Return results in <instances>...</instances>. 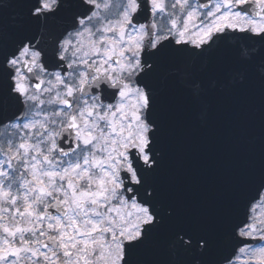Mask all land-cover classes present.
I'll list each match as a JSON object with an SVG mask.
<instances>
[{
    "label": "snow or ice",
    "instance_id": "1",
    "mask_svg": "<svg viewBox=\"0 0 264 264\" xmlns=\"http://www.w3.org/2000/svg\"><path fill=\"white\" fill-rule=\"evenodd\" d=\"M211 99L192 208L164 179ZM0 264H264V0H0Z\"/></svg>",
    "mask_w": 264,
    "mask_h": 264
},
{
    "label": "water",
    "instance_id": "2",
    "mask_svg": "<svg viewBox=\"0 0 264 264\" xmlns=\"http://www.w3.org/2000/svg\"><path fill=\"white\" fill-rule=\"evenodd\" d=\"M227 103L211 99L206 121L187 124L170 145L164 183L182 205L195 208L205 197L213 199L219 193L230 153Z\"/></svg>",
    "mask_w": 264,
    "mask_h": 264
}]
</instances>
